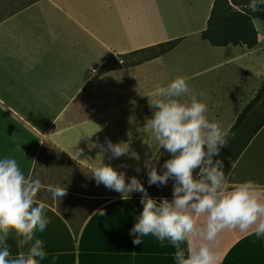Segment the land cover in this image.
<instances>
[{
  "label": "crops",
  "instance_id": "1",
  "mask_svg": "<svg viewBox=\"0 0 264 264\" xmlns=\"http://www.w3.org/2000/svg\"><path fill=\"white\" fill-rule=\"evenodd\" d=\"M213 1L32 0L0 20V157L16 159L32 178L48 144L90 175L102 159L125 172L126 183L130 177L139 179L143 169L137 172L136 165L143 160L137 162L132 153L149 157L159 149L150 130L139 131L152 117L148 103L152 90L177 76L192 81L234 59L259 56V20L254 19L256 48L234 47L239 54L222 63L184 69L183 49L213 48L193 38L206 27ZM173 40L179 42L170 52L130 64L131 53ZM230 47L213 49L228 54ZM108 64L113 68L108 69ZM74 132L83 136L76 145L83 151L78 159ZM105 140L128 143L129 153L113 158L110 152L87 147L105 145ZM231 172L232 183L253 180L264 186V126ZM48 194L38 197L48 205L51 220L44 232L37 233L49 254L41 264H52L53 256L55 264H174L175 249L167 242L161 246L147 236L140 245L132 243L128 233L142 210L141 196L101 199L67 190L59 201ZM101 209L103 216L96 213ZM221 239L219 264H264V238L226 231ZM9 244L15 254L14 238Z\"/></svg>",
  "mask_w": 264,
  "mask_h": 264
},
{
  "label": "clouds",
  "instance_id": "2",
  "mask_svg": "<svg viewBox=\"0 0 264 264\" xmlns=\"http://www.w3.org/2000/svg\"><path fill=\"white\" fill-rule=\"evenodd\" d=\"M246 8L251 13L264 12V0H248ZM148 98L152 117L139 131L150 130L158 147L171 158L160 166L159 174L155 165H146L147 184L161 187L173 180L171 201L151 197L136 177L127 178L126 183V173L102 159L91 171L97 185L120 193L121 198L141 194L142 210L128 233L133 245L152 236L161 246L167 242L175 249L174 264H219L218 249L226 231L264 238V186L253 180L230 182L232 172L226 174L219 157L235 134L218 120L208 119V105L192 91L188 77L177 76L166 86H157ZM82 137L78 132L72 136L76 159L83 155L76 148ZM105 145L97 142L87 147L110 152L113 158L129 153L128 143L105 140ZM41 189L59 201L67 195L64 183H46L43 175L27 177L16 159L0 157V264H41L48 258L44 241L37 237L51 223L48 205L38 199ZM96 213L104 215L103 209ZM10 238L18 249L15 254ZM55 261L53 256L52 264Z\"/></svg>",
  "mask_w": 264,
  "mask_h": 264
},
{
  "label": "rangeland",
  "instance_id": "3",
  "mask_svg": "<svg viewBox=\"0 0 264 264\" xmlns=\"http://www.w3.org/2000/svg\"><path fill=\"white\" fill-rule=\"evenodd\" d=\"M31 1L32 0H0V20ZM256 26L261 36L258 46L260 50L257 52L259 56L252 55L244 59L238 58L229 61L226 66H217L214 68L213 72L208 73L202 78H197L203 81V84H197V79L189 81L192 91L199 99L208 105V119L210 121L218 120L224 128L229 129L231 127L237 115L255 96L264 79V23L256 21ZM193 38L197 41L201 40L199 35L193 36ZM190 45H193V43ZM213 48H203L200 50L183 49L181 52L186 53V56L183 57L184 69L186 71H193L198 67L214 66L224 62L235 53L239 54L240 52V50L234 47V49L232 47L229 48L228 54H226V50L220 51ZM231 51L232 53L230 54ZM193 83L195 86H193ZM183 99L186 100L188 98L185 97ZM263 105L264 101L263 104L256 106L255 112L249 117V122L255 124L256 117L259 118L261 116V106ZM241 134L243 135L244 131ZM154 142L155 141H153V143ZM140 153L141 154L136 153L138 159L135 157V160L137 162L143 160V163L136 165V167L143 169L139 179L147 189L148 194L151 197H172L173 180H169L166 186L161 187H157L156 185L149 186L147 184L148 168L146 165H155L159 174L161 170L160 166L164 163L161 157L158 156V153H153L149 157H144V154H142V152ZM42 158L41 165L36 166L34 170L33 179L43 175L46 183H64L67 190L76 193L81 192L84 194L100 195L101 199L121 196L120 193L106 189L102 184L97 185L89 173L84 172L82 169L75 166L73 162L68 161L66 158L52 151L48 144H44ZM81 182H83L84 187L81 186ZM48 196H50V194L44 189H41L38 194V197L48 198ZM124 196H127V194H124ZM131 196H141V194L132 193Z\"/></svg>",
  "mask_w": 264,
  "mask_h": 264
},
{
  "label": "trees",
  "instance_id": "4",
  "mask_svg": "<svg viewBox=\"0 0 264 264\" xmlns=\"http://www.w3.org/2000/svg\"><path fill=\"white\" fill-rule=\"evenodd\" d=\"M248 0H214L206 27L200 32V39L212 47H245L252 50L257 47V32L253 20L264 22V12L251 13L246 8ZM179 40L168 41L149 47L144 50L131 53V65L160 57L178 44ZM108 69L112 65H106ZM264 101V79L255 96L246 104L237 115L229 129L235 134L229 138L227 148L222 149L220 159L223 160L225 172L231 170L241 153L247 147L255 134L264 126V105L259 118L256 117L255 124L249 122V117L255 112V108ZM244 131V134L241 133ZM241 135V136H240ZM158 156L165 162L171 158L163 149H158Z\"/></svg>",
  "mask_w": 264,
  "mask_h": 264
},
{
  "label": "built area",
  "instance_id": "5",
  "mask_svg": "<svg viewBox=\"0 0 264 264\" xmlns=\"http://www.w3.org/2000/svg\"><path fill=\"white\" fill-rule=\"evenodd\" d=\"M117 62H118V64H122V63H123V61H122V60H118Z\"/></svg>",
  "mask_w": 264,
  "mask_h": 264
}]
</instances>
